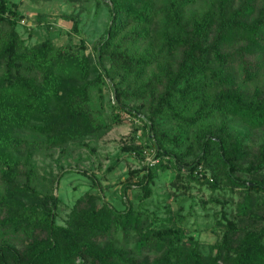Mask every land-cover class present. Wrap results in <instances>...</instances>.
<instances>
[{"label":"trees","instance_id":"obj_1","mask_svg":"<svg viewBox=\"0 0 264 264\" xmlns=\"http://www.w3.org/2000/svg\"><path fill=\"white\" fill-rule=\"evenodd\" d=\"M139 1L110 0V20L92 58L82 52L83 40L57 46L46 38L23 47L18 0H0V178H25L23 187L11 184L0 196V204L14 196L23 208L0 219V227L25 239L21 247L0 241V264H264V143L252 154L237 127L264 126V80L252 91L239 88V80L259 78L264 67V0H210L186 20L183 8L196 0H169L157 36L149 29L153 1L132 5ZM104 103L117 113L103 115ZM120 111L140 121L130 136L137 143L123 151L143 160L148 149L155 160L144 161L143 196L150 197L156 171L167 162L212 188L224 183L242 191L236 219L223 213L226 229L206 254L193 237L154 227L152 221H161L156 216L149 222L139 212L132 217L125 186L122 207L86 194L61 224L59 195L45 194L30 206L20 199L24 189L40 194L28 185L32 166L24 169L31 154L21 164L10 155L26 144L14 130L55 128L40 142L64 149L107 132ZM80 172L102 191L95 174ZM60 173L52 179L57 186ZM119 231L126 246L116 242Z\"/></svg>","mask_w":264,"mask_h":264},{"label":"rangeland","instance_id":"obj_2","mask_svg":"<svg viewBox=\"0 0 264 264\" xmlns=\"http://www.w3.org/2000/svg\"><path fill=\"white\" fill-rule=\"evenodd\" d=\"M152 1L154 17L149 29L157 36L163 28L164 8L169 0ZM209 1L196 0L186 5L183 8L184 20L204 11ZM142 2L140 0L132 5L139 7ZM18 5L21 19L16 29L23 47L32 46L46 38L57 46H63L68 42L79 46L80 41L83 40L86 47L82 52L94 58V46L110 20V0H18ZM75 22L76 29H74ZM47 24L51 26L50 29H46ZM258 77L244 83L239 80L240 86L237 85L241 90L252 91L255 85L263 84L264 67ZM104 91L107 92V87ZM102 112L103 115L117 113L106 103L102 107ZM135 123L140 124V121L132 119L127 112L120 111L119 122L113 124L107 132L92 139L85 138L74 142L64 149H62L63 146L44 147L40 142L55 128H47L41 133L28 126L14 130V134L25 138L26 144L19 150L11 152L10 155L21 164L27 155L31 154L29 163L24 169H27L29 164L32 166L33 177L28 185L40 194L34 195L30 189H24L20 199L25 206H30L40 202V197L45 194L59 195L64 202L58 211L57 218L61 224L67 219L71 206L86 194L99 193L111 205L122 207L124 204L120 201L121 191L125 186V201L133 209L132 217L139 212L146 216V222H149L153 216H156L161 221H152L151 224L154 227H171L185 238L193 237L206 254L210 245L219 242L226 229L223 213L228 219H236V205L242 199V191L224 183L212 188L208 182L196 181L183 168L177 169L171 162H167L166 169L156 171L153 182L150 184V197L143 196L139 184L146 171L144 159L140 160L134 151L122 149L129 144L137 143L130 139L131 129ZM237 127L248 136L246 141L248 147L252 154H256L264 143V126L249 128L237 124ZM29 143L30 145H27ZM248 161L250 158L244 164L246 165ZM81 170L96 175L101 184V192L87 176L80 172ZM209 172L210 170L205 167L206 178H211ZM59 173L61 179L57 186V182L53 183L52 179ZM263 173V170L259 171V174L264 175ZM240 175L248 177L250 174L240 172ZM24 179L20 175L16 178L9 176L5 180L0 178V196L10 191L11 184L23 187ZM95 201L96 207H99L101 199ZM262 208L264 212V203ZM22 210L23 208L13 196L0 204V219ZM261 220L264 221V218ZM37 230L41 231V227ZM116 235L117 244L124 245L120 231ZM4 240L11 241L18 247L25 242L22 232L14 233L0 227V241ZM132 240L130 238L127 247L134 251ZM150 257H154V254L151 253Z\"/></svg>","mask_w":264,"mask_h":264},{"label":"built area","instance_id":"obj_3","mask_svg":"<svg viewBox=\"0 0 264 264\" xmlns=\"http://www.w3.org/2000/svg\"><path fill=\"white\" fill-rule=\"evenodd\" d=\"M143 153L145 155L144 161H146L147 163H152L155 161L152 159V155L150 154V151L148 149H145Z\"/></svg>","mask_w":264,"mask_h":264}]
</instances>
